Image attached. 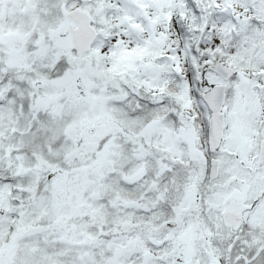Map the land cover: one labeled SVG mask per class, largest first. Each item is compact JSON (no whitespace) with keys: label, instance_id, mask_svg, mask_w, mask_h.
I'll return each mask as SVG.
<instances>
[{"label":"snow or ice","instance_id":"1","mask_svg":"<svg viewBox=\"0 0 264 264\" xmlns=\"http://www.w3.org/2000/svg\"><path fill=\"white\" fill-rule=\"evenodd\" d=\"M0 264H264V0H0Z\"/></svg>","mask_w":264,"mask_h":264}]
</instances>
